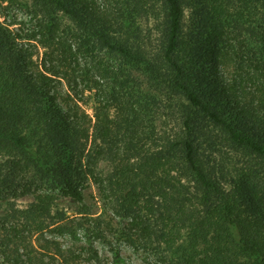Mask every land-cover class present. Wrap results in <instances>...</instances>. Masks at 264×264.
I'll return each mask as SVG.
<instances>
[{
    "label": "trees",
    "instance_id": "obj_1",
    "mask_svg": "<svg viewBox=\"0 0 264 264\" xmlns=\"http://www.w3.org/2000/svg\"><path fill=\"white\" fill-rule=\"evenodd\" d=\"M5 2L28 6L37 25L22 33L0 21V189L33 194L7 211L0 264H48L31 243L45 230L75 238L82 223L66 220L56 189L86 214L88 176L153 264H264V0H0V14ZM59 14L84 51L112 59L98 62L109 82L87 86L94 122L83 90L49 83L48 73L67 77L73 53ZM136 17L159 20L152 55ZM31 41L57 63L33 70ZM159 102L176 129H157ZM57 252V264H79L75 250Z\"/></svg>",
    "mask_w": 264,
    "mask_h": 264
},
{
    "label": "rangeland",
    "instance_id": "obj_2",
    "mask_svg": "<svg viewBox=\"0 0 264 264\" xmlns=\"http://www.w3.org/2000/svg\"><path fill=\"white\" fill-rule=\"evenodd\" d=\"M4 5L5 7L3 6L2 8V13L4 14H0V21L5 25L8 24V27L14 31L22 33H26L29 28L33 29L36 27L37 19L33 17L28 6H11L6 2ZM58 18L59 33L73 43V53H69L68 58L64 60L65 65L60 66L62 71H66L67 77H56L48 73L51 77L49 83L61 94H72V89L75 85L78 91L83 90V97L79 105L85 109L94 122L93 106L95 105V88L88 89L87 86L96 87L95 84L97 83L109 82V78H102L103 72L100 66H98V62L102 61L103 65H109L112 63V59L106 53L99 52L90 55L84 51L73 38V33L76 32L75 25L66 16L59 14ZM185 22H188V19L185 20ZM133 26L134 29L137 28L136 31L140 32L141 43L144 49L151 55L156 53L159 49L161 40L159 20L136 17V22ZM26 43L34 50V65L32 69L36 72L45 71L43 64L45 62L47 66L50 65L51 58H53L52 63H57L56 54V57H51L46 54L49 50L40 44L36 42L33 44L32 41L31 44L28 42ZM157 105L160 108H156L157 110H154L155 112L152 116L156 121L157 129H176L178 126V120L175 119L176 117L174 118L171 113H167V110L163 109L161 102ZM111 113H115L114 108H111ZM218 158L219 157H216V159ZM234 160H237V158ZM99 167L103 171L106 167V162L101 161ZM26 180L28 182V180L32 179L30 177ZM14 181L16 184L19 182L18 179ZM82 186L84 203L89 211L86 214L78 213V204L56 189L58 194V209L65 213L66 220L68 219L72 224L82 223V226L77 230L78 232L75 238L69 234L57 236L55 233L46 230L42 233L34 234L31 237L33 246L47 254L44 256V259L48 261V264H57L61 262L57 252L58 248L63 250L71 248L79 253V264H97L90 258L91 250L88 249L89 246L96 251L101 264H153L156 257L154 250L152 248L133 246L129 243L124 229L129 219L125 216L116 214L113 209L106 204L94 179L88 176V178L83 181ZM12 191V187L0 189V236L5 232L2 224L6 226L12 224V221L5 223V218H8L6 216L7 211L11 209V207L22 208L33 199V194L22 189L21 186L15 193ZM97 230L103 235V239L94 236L95 233H98Z\"/></svg>",
    "mask_w": 264,
    "mask_h": 264
}]
</instances>
